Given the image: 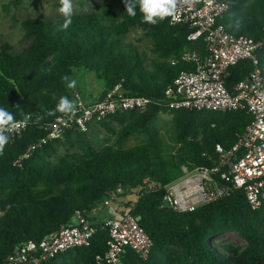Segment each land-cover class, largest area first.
<instances>
[{"label":"trees","instance_id":"trees-1","mask_svg":"<svg viewBox=\"0 0 264 264\" xmlns=\"http://www.w3.org/2000/svg\"><path fill=\"white\" fill-rule=\"evenodd\" d=\"M221 1L230 9L218 23L232 33L264 39V0ZM72 20L63 31L58 27L62 17L25 18L21 25L26 47L19 52L9 43L0 47V107L12 112L15 120L28 116L27 129L10 138L0 155V263L28 240L39 241L74 224L78 212L95 220L88 213L98 211L107 193L121 186L139 194L136 201L122 203L117 214L136 217L153 246L146 259L127 250L120 264H264V202L252 209L239 191L189 213L175 212L162 202L165 187L179 176L183 164L210 165L217 145L230 147L238 141L252 120L246 110L169 111L152 104L115 113V123L96 124L111 138L100 139L93 125L86 132L68 131L63 140L36 147L24 157L45 136L46 125L60 115H47L59 97L73 99L63 76L80 69L93 73L105 84L98 99L118 84L126 95L161 97L188 67L171 65V58L186 49L205 54L202 39L187 40L189 25H171L170 17L155 25L145 23L138 7L135 17L128 16L123 0L118 8L104 4L99 10L73 14ZM135 27L153 41L150 64L145 52L125 40ZM258 58L264 76V47ZM252 69L250 61L232 66L227 88ZM161 113L172 116L168 140L156 125ZM135 136L142 141L126 147ZM61 148L64 155H59ZM150 182L157 188H150ZM227 233L237 234L245 244L215 241ZM108 239V229L99 227L89 245L42 264H95L107 252Z\"/></svg>","mask_w":264,"mask_h":264},{"label":"built area","instance_id":"built-area-1","mask_svg":"<svg viewBox=\"0 0 264 264\" xmlns=\"http://www.w3.org/2000/svg\"><path fill=\"white\" fill-rule=\"evenodd\" d=\"M230 5L221 0H199L191 9L181 7L179 19L171 25L186 24L191 28L187 40L194 43L203 40L205 54L186 49L169 62L188 67L174 78L161 97L126 95L121 84L116 85L102 99L85 104L78 93L74 102L78 106L75 118L57 115L44 128L46 134L27 154L55 140H63L71 130L89 131L90 127L112 115L132 109H146L159 105L165 109L189 110H246L252 117L230 146H216V158L210 165L183 164L179 176L165 187L162 196L163 207L168 206L178 213L196 211L200 206L226 197L230 192H242L252 209H258L264 202V76L259 67L258 53L264 47V39L252 38L228 31L217 20ZM243 61H250L253 69L246 77L227 88L230 68ZM246 66V63H244ZM17 127L7 133L10 138L21 135L28 126V116L16 120ZM19 161L15 162L19 163ZM148 183V179L144 180ZM150 188L157 184L150 182ZM139 190L118 187L108 192L99 204L103 207H122V203L134 202ZM77 213L74 224L61 228L39 241L28 240L18 247L0 264H42L76 247L87 246L99 227L108 229L107 252L97 257L95 264H120L127 250L135 251L146 259L153 243L138 219L130 213L117 214L105 220H91Z\"/></svg>","mask_w":264,"mask_h":264},{"label":"rangeland","instance_id":"rangeland-1","mask_svg":"<svg viewBox=\"0 0 264 264\" xmlns=\"http://www.w3.org/2000/svg\"><path fill=\"white\" fill-rule=\"evenodd\" d=\"M109 4L113 8L121 5V0H74V14L89 13L99 10L102 5ZM59 7L58 0H0V47L4 43H9L14 47L15 52L22 51L27 42L24 40V30L21 22L25 18H36L44 21H52L61 17L57 9ZM126 41L136 44L139 49L146 53L148 64L155 55L151 48L153 41L145 36L144 31L138 27L132 28L126 35ZM150 68V65H149ZM70 78L77 80V87L74 90L69 89L73 95V101L76 93L80 95L81 100L85 104H89L94 99L100 97L105 90V84L102 80H98L93 73L80 69L75 70ZM172 116L170 113H161L156 121V125L161 134L168 140L170 134V124ZM115 123L112 119L108 120ZM99 138L105 140L111 138L104 129L99 127ZM142 137H132L125 144L126 147L134 146L142 141ZM66 150L60 149L59 155H64ZM98 211L88 213L95 220H103L116 217L113 207H103L98 205ZM121 210V209H119ZM216 242H231L237 246L245 244V240L235 233H227L215 240Z\"/></svg>","mask_w":264,"mask_h":264},{"label":"clouds","instance_id":"clouds-1","mask_svg":"<svg viewBox=\"0 0 264 264\" xmlns=\"http://www.w3.org/2000/svg\"><path fill=\"white\" fill-rule=\"evenodd\" d=\"M58 13L62 17V23L58 26L60 30L66 31L73 23L72 17L75 10L74 0H58ZM125 11L128 16L135 17L137 7L142 14L143 21L155 25L166 18L171 17L173 21L178 20V12L181 7L191 9L199 0H123ZM67 89L74 90L77 87V80L70 78L68 75L62 77ZM16 107H19L17 105ZM78 110L77 104L69 99L68 96L59 97L54 109L50 110L47 115L55 116L60 113L64 117L73 119ZM17 127L15 116L7 109L0 107V155H3L11 133Z\"/></svg>","mask_w":264,"mask_h":264},{"label":"crops","instance_id":"crops-1","mask_svg":"<svg viewBox=\"0 0 264 264\" xmlns=\"http://www.w3.org/2000/svg\"><path fill=\"white\" fill-rule=\"evenodd\" d=\"M97 99H98V98H97ZM97 99H94L93 101H95V100H97ZM93 101H92V102H93ZM90 103H91V102H90ZM113 208H114V207H113ZM113 211H114V213L116 214V209H115V208L113 209ZM116 216H117V214H116ZM112 218H113V217H112ZM107 219H108V218H107ZM103 220H105V219H103Z\"/></svg>","mask_w":264,"mask_h":264}]
</instances>
